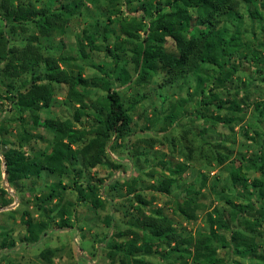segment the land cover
I'll return each mask as SVG.
<instances>
[{"label":"trees","instance_id":"obj_1","mask_svg":"<svg viewBox=\"0 0 264 264\" xmlns=\"http://www.w3.org/2000/svg\"><path fill=\"white\" fill-rule=\"evenodd\" d=\"M99 2L0 0V92L9 106L7 111L14 115L13 120L20 127L19 140L13 144L5 138L9 134V128L5 126V123L10 124L9 119L0 117V156L4 157L3 174L6 173L7 184L0 185V207L9 205L6 200L9 190L21 191L24 181L39 179L42 175L58 178L46 184L40 196L35 197L38 215L34 217L28 211L21 215L24 231L19 243L25 246L40 244L52 231L75 229V215L70 208L73 203H63L68 191L75 194V203L89 204L94 209L113 205L103 192L104 180L82 179L86 171L104 163L112 143L126 145L134 135L130 111L145 97L131 98L125 106L116 85L143 86L162 74L159 84L162 88L190 76L193 95L202 96L193 116L212 126L221 123L231 128L237 119H241V105L245 103L244 98H237L236 90L230 94L239 67L248 61L257 66L262 64L264 13L260 0H102L104 18L95 22L94 33L83 35L85 42L80 41L79 53L87 59L88 53L97 49L94 36L99 27L105 25L99 51L113 63L114 84L83 77L84 65L75 63L76 58L43 55L41 38L64 34L69 21L81 14L86 3L97 7ZM241 5L248 9L252 22L262 21L260 32L258 35L253 32L252 40L245 38V31L240 29L243 24ZM29 29L34 33L27 36L24 46H11L9 33L26 34ZM167 40L171 41L173 52L167 50ZM121 62L124 64L118 67ZM22 76L27 79H21ZM56 85L66 87L64 105L70 108V115L41 120L40 111L53 104ZM94 86L102 87L105 95L90 103L87 90ZM222 91L231 98L220 99L219 92ZM186 102L179 101L178 107L182 110L179 115L170 111L163 117L160 133L165 134L176 127L186 114L183 110ZM214 110L217 113L210 114ZM221 110L227 112L225 116H220ZM254 110L264 119V102L255 103ZM38 127L52 133V146L49 152L28 156L23 145L33 139L31 129ZM205 132L204 129L198 133L201 137L198 151L218 165L229 161L227 178L230 185L252 198L244 196V202L236 203L221 196L226 205L224 209L206 212L205 227L194 234H185L167 224L160 209L145 214L132 206L137 215L130 217L131 225L138 230L127 229L105 238L103 249L113 263L176 264L174 258H179L183 264H223L218 252L221 249L230 257L264 263V249L261 250L264 180L250 179L246 171L254 167L264 175V152L251 160L244 157L231 160L225 144L205 139ZM135 155L130 154L131 157ZM248 162L250 167H246ZM165 170L168 175L157 179L148 189L170 196L172 187L181 180L185 165L179 163ZM107 185L115 187V183ZM135 185L136 180L134 184H126V195L130 201L146 206L140 188ZM181 195V200L175 202V211L187 221L196 220L198 212L204 208L198 201L201 189L189 185ZM109 220L112 221V216ZM106 223L113 227L110 221ZM8 231L0 232V260L16 244ZM55 254V250L46 248L39 256L45 264H53Z\"/></svg>","mask_w":264,"mask_h":264},{"label":"rangeland","instance_id":"obj_2","mask_svg":"<svg viewBox=\"0 0 264 264\" xmlns=\"http://www.w3.org/2000/svg\"><path fill=\"white\" fill-rule=\"evenodd\" d=\"M51 0H39V2H49ZM97 7L86 3L81 9V14L72 18L65 28L64 34H56L48 39L41 38L40 45L44 56L57 58L60 56H70L76 58L75 63L84 65L83 77L95 81H113L112 76L116 75L113 70V63L109 58L99 51L102 42V28L99 27L98 34L94 37L97 47L93 52H89V57L83 59L79 53V44L83 35L94 33L95 22L104 18L103 2ZM37 5H40L38 3ZM261 11L264 13V0H260ZM240 12L243 16V24L240 29L245 31V38L252 40V33L260 32L262 21H251L248 16V9L241 5ZM264 25V24H263ZM2 23L0 21V30ZM117 29V27L115 28ZM34 33L29 29L28 33L22 34L9 33L11 46L21 48L25 45L27 36ZM169 51L174 50L170 40L166 42ZM261 51V65L252 62H244L240 67L239 73L235 76L230 94L236 90L237 98H244L245 103L241 105L243 112L241 119H237L231 128L227 124L206 123L203 119L193 116V112L198 108L199 94L193 95V84L190 76L182 78L178 83L164 85L162 74L156 75L152 80L143 86H136L133 83L120 87L116 85V90L121 94L125 106L131 98L144 96L145 98L130 111L132 117V130L134 135L130 141L124 143H112L107 152L104 163L94 169L86 171L82 180L102 179L105 181L103 192L110 197L112 206L105 204L104 209H94L89 204L75 203V194L68 191L65 194L63 203H73L71 210L75 215L76 225L74 230L52 231L49 237L36 246H25L19 243L24 227L21 215L28 211L36 217L38 212L34 206L35 197L40 196L45 190V185L57 181V177H45L39 179H29L24 181L21 191L14 192L6 197L9 205L0 207V232L8 233L12 236L15 247L5 253L0 264H45L39 254L43 249L50 248L56 251L53 264H116L106 257L104 248L105 238L116 232L127 229L138 230L131 225L130 217L137 215L133 207L140 208L145 214L153 213L156 209L162 211L166 223L182 231L185 234H194L199 228L205 227L204 217L206 212L213 209L222 210L226 206L220 199L221 196L230 198L236 203L244 202V196H252L233 188L227 178L228 163L218 165L210 157L205 158V153L199 152L201 137L199 132L206 130L204 138L212 142H221L228 149L229 157L245 160L254 159L260 152H264V119L258 116L254 110V104L264 102V48ZM123 62L119 63L120 67ZM128 69H131L128 66ZM118 71V69L116 70ZM132 71V70H131ZM132 73V72H131ZM106 78V79H105ZM25 80L27 77L22 76ZM112 84H114L112 82ZM66 87L55 86V96L50 108L40 111L39 116L43 119H58L70 115V108L64 105ZM4 94L0 92V117L6 118L10 124L5 123L9 128V134L5 136L11 143L16 144L19 140L20 127L14 115L8 110L9 106L3 101ZM105 95L102 87H92L87 90L88 102L101 100ZM222 100H229L231 96L224 91L219 92ZM180 100L187 101L184 107L185 116L179 119L176 127L165 134L160 133L163 124V117L173 111L175 115L182 112L178 107ZM214 110L210 114L215 115ZM225 110L219 111L220 116H225ZM181 117V116H180ZM85 123V119H82ZM143 130V131H142ZM33 139L23 145L28 156L49 152L52 146L53 135L47 129L38 127L31 129ZM199 133V134H198ZM198 134V136H196ZM206 147H204L205 149ZM221 151H223L221 149ZM135 153V157L130 154ZM230 160V161H231ZM182 163L185 170L181 173V180L175 187H172L171 195L166 196L154 193L148 188L157 179L168 175L166 167H173L175 164ZM121 165V167H114ZM249 162L246 163V167ZM250 167V166H249ZM250 179L261 178L264 175L251 167L246 169ZM152 175V176H151ZM63 180H66L63 178ZM140 188V193L147 202L143 206L136 201H130L126 195V184H134ZM115 183V187L107 184ZM0 185L7 186L3 174V165L0 156ZM189 185L201 189V196L198 201L204 208L198 212L194 221H187L175 211V202L181 200L182 190ZM131 204V205H130ZM4 212V214H2ZM112 216V221L109 220ZM110 221L113 227H109L106 221ZM262 240L261 250L264 249V225L261 228ZM259 250V253H261ZM219 256L223 258V264H264L256 260L230 257L225 250H219ZM148 260H152L148 258ZM176 264H183L179 258H174ZM156 261V260H153ZM186 261V260H185ZM188 262V261H187Z\"/></svg>","mask_w":264,"mask_h":264},{"label":"water","instance_id":"obj_3","mask_svg":"<svg viewBox=\"0 0 264 264\" xmlns=\"http://www.w3.org/2000/svg\"><path fill=\"white\" fill-rule=\"evenodd\" d=\"M1 161H2L3 168H5V161H4V157H2V156H1ZM4 178H6L5 172H4Z\"/></svg>","mask_w":264,"mask_h":264}]
</instances>
